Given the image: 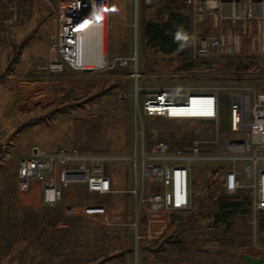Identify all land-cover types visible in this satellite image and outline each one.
<instances>
[{"label":"rangeland","instance_id":"rangeland-1","mask_svg":"<svg viewBox=\"0 0 264 264\" xmlns=\"http://www.w3.org/2000/svg\"><path fill=\"white\" fill-rule=\"evenodd\" d=\"M5 1L8 2L3 25L7 31L2 30L0 33L5 44L0 53V264H189L188 260L192 255L198 253L209 257L220 253L264 256V231H260L258 227L260 213L251 210L233 219V232H225L219 227L215 235L218 239L214 242L206 241L213 237L211 232H204V227L208 228V225L197 221L193 228L183 233V237L193 241L197 236L204 241V247L211 251H195L194 248L188 255L184 252L188 247L185 242L170 243L167 250L162 252L150 250L149 247H156L159 242L153 240L158 232L155 226L149 225L145 229L140 227L138 234L125 225L109 231L100 218L91 217L81 211L84 205L77 206L79 209L74 207L83 217L69 218L68 225L60 227L57 222L64 217L63 210L71 204L69 201L67 205L44 211L48 206L40 202L39 193L25 195L17 187L19 162L23 157L31 155L35 147L49 151L76 148L81 152L120 157L125 153L126 147L133 145L137 123L135 113L137 107H142L143 97L162 89L179 93L173 100L180 103L184 102L186 92L206 89L218 91L222 100L220 119L214 124L196 120L172 122L164 118L143 121L146 126L165 133L173 131L176 139L174 145L181 136L187 137L199 129L207 133H220L222 138L244 137L228 130V96L231 92L246 88H254L258 93H264L261 92L264 91V56L256 54L252 48L254 25L248 34L242 35L240 51L212 53L207 57H200L195 50L199 37L214 35L216 29L213 30L211 26L208 32H204V29L195 26L191 17L192 35L183 42L188 47V54L164 56L149 52L142 34V26L147 20L156 18V7L162 0H156L152 5L139 0L138 7L134 0H128L137 11L139 23L138 34L135 35L134 31L131 45V53L137 57L141 74L138 81L140 91L136 96V83L130 77V68H119L120 73L111 75L103 67H87L92 70L82 71L68 66L60 73L49 69L52 54L53 61L57 60L52 48L57 38L55 9L59 6V0H29V9L23 21H18L19 0ZM16 11L17 18L14 15ZM231 27L229 23H223L225 35L229 33L226 30ZM36 28L37 33L25 40L23 49V40ZM117 29L118 27L111 29L105 36L108 39L107 54L110 35L120 43ZM232 29L240 33L242 22L236 23ZM116 43L113 46H118L119 49V44ZM39 49L42 54L37 52ZM121 54L124 55L125 52ZM244 54H247L246 58L250 55L258 56L261 60L259 68L235 71L236 69L229 66L222 68L218 63L220 58L231 61ZM113 55L114 50L111 51L110 58ZM209 61L213 63V67L207 66ZM186 63H191L192 68L181 71V66ZM220 140L222 144L223 139ZM179 144L183 147L180 141ZM206 146V149H201V155L211 154L208 150L210 147ZM107 164V172L111 177V173L115 174L119 165L114 162ZM213 165L214 162L210 160L191 163L195 173L196 193L193 196L205 199L204 204L208 208L203 207L202 210L206 212H215L218 207L206 199L210 190L207 177ZM72 193L75 195L74 191L70 194ZM77 193L73 197V205L88 204L90 200H95V197H84V190ZM110 197L97 198L96 201L108 203ZM143 207L141 206L142 211ZM177 213L171 211V214ZM224 239L233 241V245L225 243ZM132 248L134 250L126 254ZM207 261L210 259L207 258Z\"/></svg>","mask_w":264,"mask_h":264},{"label":"built area","instance_id":"built-area-1","mask_svg":"<svg viewBox=\"0 0 264 264\" xmlns=\"http://www.w3.org/2000/svg\"><path fill=\"white\" fill-rule=\"evenodd\" d=\"M144 1L147 5H152L156 0ZM186 1L193 6L197 22H203L209 17L213 29H216L214 35L199 37L195 46L196 55L207 57L212 53L240 51L242 35L248 34L254 25L252 48L256 54L264 56V0ZM95 2L99 4L103 51L105 33L112 28L107 20V0H59V6L63 8L58 6L55 9L57 38L52 50L56 53L57 60L49 62L51 71L63 72L68 66L74 70L87 69L76 65L75 60L79 55V34L86 23L94 20L97 12L94 8ZM14 15L17 16V11ZM224 22L225 25L229 23L232 26L226 30L229 31L227 35L224 31H219ZM241 22L242 31H233V26ZM103 68L109 71L115 68H131L136 91H139L140 73L136 56L116 57L111 62L106 61ZM178 95L180 94L162 89L145 96L142 109L136 115V139H144L143 117L181 121L212 119L218 122L223 106L218 91H188L183 103L173 100ZM228 97L229 129L243 134L244 137L222 141V156L200 154L204 144H217L219 139L209 142L201 137L194 140L186 151L181 147H173L168 141L154 138L150 143V153L143 151L142 154L141 181L131 191L137 197L138 207L146 204L151 213L183 212L191 209V163L199 160H222L233 165L225 172L226 193L235 195L242 192L251 199L254 212H264V94L258 93L254 88H246L231 92ZM124 159L121 156L81 152L76 148L49 151L35 147L31 155L23 157L19 162L18 190L25 195L39 193L40 202L48 207L62 203L66 186L72 184L85 185L91 195H107L113 192V188L112 181L105 172V165ZM133 161L136 163V160ZM238 162L244 164L242 172L235 167ZM241 174L252 180L243 182L240 179ZM151 183H159L162 190L149 192L147 188ZM81 211L91 217L100 218L108 228L113 225L111 213L105 205L88 204ZM132 227L138 234L137 222Z\"/></svg>","mask_w":264,"mask_h":264},{"label":"crops","instance_id":"crops-1","mask_svg":"<svg viewBox=\"0 0 264 264\" xmlns=\"http://www.w3.org/2000/svg\"><path fill=\"white\" fill-rule=\"evenodd\" d=\"M134 3L138 7L137 4H139V0H134ZM121 7H122V10H121ZM191 10H192V17H193V22L195 23V26H199L200 28L204 29V32H208L209 31L208 29L211 26H213L211 18L207 17V18H205V20L203 22H197L195 15H194L193 6H191ZM137 16L138 15H137V11H135V7L132 8L131 3L128 0H107V20L112 26L111 29L118 27L116 34H119V35H117V37H118V41L120 43L115 41V39L110 35L109 53L107 54V52H106V61L111 62L116 57H133V56H135V55H132V53H131V45L133 42L132 40H133L134 31H135V35L138 34L139 23H138V17ZM108 17H109V19H108ZM132 21L134 23H132ZM118 24H119V26H118ZM212 29H213V27H212ZM110 30H109V32H110ZM219 31L223 32V25H221ZM142 34L144 37V25L142 26ZM107 40H106V47L108 46ZM114 43L119 44V49H118V46H113ZM28 50L30 52L32 51L30 48ZM112 50H114V55L112 56V58H110V53ZM37 52L39 54H42L41 49H39V51H37ZM122 52H125V54L122 55L121 54ZM35 54H37V53H35ZM121 69H127V68H121ZM113 71L114 70L108 71V73L111 75V73H114ZM130 71L132 72L131 68H130ZM131 72H130V77L132 78ZM115 75L121 76V74H115ZM120 78H122V77H120ZM132 79L134 80V78H132ZM139 91H140V88H139ZM139 91L138 92L136 91V96L139 95ZM144 99H145V97H143V101H144ZM142 106H143V104H142ZM222 108H223V106H222ZM222 108H221V112H222ZM141 109H142V107H140V106L137 107L136 113H137V111H139ZM221 112H220V114H221ZM136 113H135V117H136ZM152 118H161V117H143L142 123L144 124L143 121L145 119L151 120ZM219 119H220V117H219ZM173 121L175 122L176 120H173ZM198 122H204V121H198ZM215 122L216 121H214L213 123H208V124H214ZM218 122H219V120H218ZM136 126H137V123L135 125L134 133L136 132V129H137ZM228 130H229V132L234 133V132L230 131L229 127H228ZM191 133L192 134L188 135L187 137H182L181 135H179L181 137L177 139V144L174 145L173 142H175L174 140H176V139L174 138L175 133H173V131H170L169 133H165L164 131H160L159 129H156L154 127L152 128V127L145 125V127H144V139L143 140L136 139V136L134 134V141H133L132 147L131 146L126 147L125 153H123L121 155V157H125V159L114 162L117 165H119L115 174L111 173V177H110V175L108 174L109 172H107V168L109 167V165L108 164L105 165V172H106V174L109 175V177L112 181L113 192L109 193L107 195H91L87 192L86 187L83 184H81V185L80 184L79 185L78 184H72V185L66 186L65 193H64V199H63L62 203H60L56 207L67 205V201H69L71 204L67 205L64 208V210H63L64 211V217L62 219L58 220L57 225L60 227H66L68 225L67 222H68L69 218L83 217L81 215V213L78 211L79 207H77V206L81 207V205L83 206V205H88V204H100V205L107 206L110 213H111V222L113 225H112V227L108 228L109 231L111 229H114L115 227L124 226V225L126 227H129L130 229H133L132 224L137 222L138 232H139L140 227H142L141 229H143V228L145 229L146 227L148 228L149 225H150V227L155 226V228L158 229V232H156V236L154 235L153 240H155V241L156 240L157 241L162 240L165 233H167V231L171 229L172 225H174V222L172 221V217L169 216V215H171V211H162L160 213H151L146 204L144 207H143V205H141L143 207V211H142L141 206L138 207L137 197L131 193V191L135 187L136 183L141 181L143 151L146 154L150 153V143L154 138L160 139V140H166L173 147H181V144H179V141H180L183 145V147H181V148L188 151V149L192 145L193 141L196 139H201V137H202L206 141H209V142H212L216 139H219V141H220L217 144H204V146L202 148L206 149L205 147H207L206 145H208L210 147L208 150L211 151V154L204 155V156H222L223 152H222V144H221L220 139H223V141H224L226 139H230V140L232 139L233 140V139H242L243 138V137L242 138H238V137L228 138L227 136L226 137L224 136V138H222V137H220V133H214V134L212 132L207 133V132H203L200 129L193 131ZM224 133H226V132H224ZM235 134L243 135V134H238V133H235ZM133 159L136 160V163L133 161ZM211 161L214 162V165H213V169L210 171V174L207 177L208 186L210 183L209 179H211L213 175H214V178L219 181L218 186L219 187L224 186L225 172L228 168L233 167L232 163L228 162V161H222V160H219V161L211 160ZM243 166H244V164L242 162H238L235 165V167L237 168V170L239 172L243 171ZM139 167H140V174L138 175V168ZM222 167H226V169H221L220 170L221 173H219L218 175L213 174L214 172H216L218 169H220ZM194 179H195V173H194V170L192 169V175H191V189H192L191 201H192V205H193V200H194L193 198H194V196H196V195L193 196V193H196L195 189H194ZM240 179L243 182H249L252 180V178H250L244 174L240 175ZM130 181H131V186H129ZM79 186H82V187H79ZM80 190L85 191L84 197H87V196H89L91 198L95 197V200L94 201L90 200V202H88V204L87 203L86 204H77L76 203L73 205V203H75L73 201V197L76 194H78L77 191L79 192ZM147 190L149 192L155 191V190L161 191L162 187L159 183H151L148 186ZM71 191L72 192L74 191L75 195H73V193L70 194ZM238 193L243 194L242 192H238ZM108 196H111L110 200L108 199L109 204L108 203H100V202L96 201L97 198H104V197L108 198ZM250 201H251V199H250ZM75 206L78 209H74ZM56 207H46L43 210L45 211V210L56 208ZM136 209H137V211H136ZM251 211L254 212L252 210V201H251ZM254 213H262V212H254ZM152 224H154V225H152ZM133 250H134L133 248L131 250H128L126 252V254L128 252L133 251Z\"/></svg>","mask_w":264,"mask_h":264},{"label":"trees","instance_id":"trees-1","mask_svg":"<svg viewBox=\"0 0 264 264\" xmlns=\"http://www.w3.org/2000/svg\"><path fill=\"white\" fill-rule=\"evenodd\" d=\"M12 0H9V2ZM5 0H0V33L2 30L7 31L3 25L4 16L7 14V4ZM29 0L18 1V21H23L26 18V13L29 9ZM157 13L156 18L152 20H147L144 24V42L146 49L149 52L155 54H161L164 56L179 54L181 56H186L188 54V47L183 45V42L188 40L192 35V10L191 6L187 3L186 0H162L160 5L156 7ZM32 16V14H30ZM39 18V17H38ZM41 20V19H40ZM44 20L42 19V22ZM40 22V23H42ZM39 27V26H38ZM37 27V28H38ZM37 28L33 30L30 35L23 40L21 47L24 49L26 44L25 40H28L33 35L37 33ZM3 36L0 34V37ZM3 38H0V53L3 51L4 47ZM247 48V47H246ZM247 54L242 56H236L233 60L228 61L227 59L220 58L218 61L220 67L229 66L230 68L236 69L235 71H251L255 68H259V63L261 62L258 56L250 55L246 58ZM208 67L212 66V62L207 63ZM183 69L181 71H187L191 69V63H186V65L181 66ZM216 67V66H215ZM11 70V69H10ZM119 68L114 69V73H120ZM179 70V71H180ZM60 73V72H58ZM264 92V91H261ZM264 94V93H263ZM221 169H226L222 167L218 169L213 174L218 175L221 173ZM219 181L212 176V180L209 183L210 190L207 193L206 199L211 204H217V209L215 212H206L203 209L206 208L204 204L203 197L194 196L193 205L191 209L183 212H178L176 215L171 214L172 225L171 229L165 233L162 240L156 243V247H149L150 250L155 251H166L167 245L170 243L176 244L185 242L188 244V247L185 249V253L188 255L191 253L190 250L195 251H211L210 248H205L204 241L199 237H195L193 241L190 238H184L186 230L193 228L197 221L202 224H207L208 228L204 227L205 233L208 234L211 232L213 237L206 239V241L214 242L218 238H215L218 228L222 227L225 232H233L234 225L233 219L238 215H245L251 210V201L249 197L238 193L236 195H228L224 189V186H218ZM18 187V182H17ZM208 208V207H207ZM208 210V209H207ZM258 227L260 231H264V212L260 213ZM190 240V241H189ZM225 243L233 245V241L223 240ZM183 250L181 251V253ZM222 252V251H220ZM188 255L185 257L188 258ZM181 255H179L180 257ZM183 256V255H182ZM207 258L210 261H207ZM189 261V264H243L242 254H228L222 255L217 254L216 256H207L193 254L192 258Z\"/></svg>","mask_w":264,"mask_h":264},{"label":"bare ground","instance_id":"bare-ground-1","mask_svg":"<svg viewBox=\"0 0 264 264\" xmlns=\"http://www.w3.org/2000/svg\"><path fill=\"white\" fill-rule=\"evenodd\" d=\"M98 2L94 3L97 12L94 20L86 23L83 30L79 34V55L75 60L76 65L83 67H104L106 62V39L104 36V49L102 51V33L101 20L98 13ZM106 12V11H105ZM99 17V19H97ZM106 20V13H105ZM54 55L52 54V60Z\"/></svg>","mask_w":264,"mask_h":264},{"label":"water","instance_id":"water-1","mask_svg":"<svg viewBox=\"0 0 264 264\" xmlns=\"http://www.w3.org/2000/svg\"><path fill=\"white\" fill-rule=\"evenodd\" d=\"M85 70H92V69L87 68ZM199 121H204L207 123H213L214 122V120H212V119H207V120L200 119ZM242 262H243V264H264V257H263V255H253L251 253H243L242 254Z\"/></svg>","mask_w":264,"mask_h":264},{"label":"snow or ice","instance_id":"snow-or-ice-1","mask_svg":"<svg viewBox=\"0 0 264 264\" xmlns=\"http://www.w3.org/2000/svg\"><path fill=\"white\" fill-rule=\"evenodd\" d=\"M97 19H99V17H97Z\"/></svg>","mask_w":264,"mask_h":264}]
</instances>
